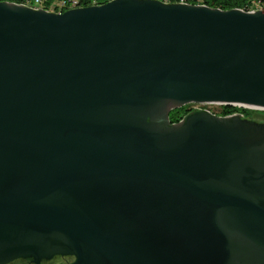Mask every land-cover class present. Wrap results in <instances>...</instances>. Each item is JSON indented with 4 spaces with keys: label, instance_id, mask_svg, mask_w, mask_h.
<instances>
[{
    "label": "water",
    "instance_id": "water-1",
    "mask_svg": "<svg viewBox=\"0 0 264 264\" xmlns=\"http://www.w3.org/2000/svg\"><path fill=\"white\" fill-rule=\"evenodd\" d=\"M264 10L0 1V264H264Z\"/></svg>",
    "mask_w": 264,
    "mask_h": 264
},
{
    "label": "trees",
    "instance_id": "trees-1",
    "mask_svg": "<svg viewBox=\"0 0 264 264\" xmlns=\"http://www.w3.org/2000/svg\"><path fill=\"white\" fill-rule=\"evenodd\" d=\"M0 1H8V2H15V3H22V2H31L33 0H0ZM41 3L45 7H50L54 11L57 10H64L68 7L69 4L75 3L76 7H83V6H90L96 4H104L109 0H40ZM161 2L166 3H177V2H184L188 4H203L211 8H219L222 10L238 8L245 11H250L254 9H263L264 10V0H159ZM187 107L188 105H183L181 107L172 109L169 112V119L171 122H177L181 118H183L187 114ZM243 112V113H251L257 112L264 114V110L258 111H251L236 105H222L221 114H227L232 112Z\"/></svg>",
    "mask_w": 264,
    "mask_h": 264
},
{
    "label": "flooded vegetation",
    "instance_id": "flooded-vegetation-1",
    "mask_svg": "<svg viewBox=\"0 0 264 264\" xmlns=\"http://www.w3.org/2000/svg\"><path fill=\"white\" fill-rule=\"evenodd\" d=\"M196 110H205V111H208L210 113H213L215 115H219V116H227V115H233V114H240L242 115L243 118H248V119H252L254 121H258L259 123H262L264 121V117L261 116V114L257 113V112H251V113H241V112H232V113H227V114H221V110H220V113L217 114V113H214V112H211L209 110H206V109H203V108H196V107H192V106H188L187 107V114L192 112V111H196ZM186 114V115H187ZM73 257L71 256H54L52 257L51 259H48V260H41L39 264H66L70 261H72ZM7 264H34L32 262V260L30 258H19V259H15Z\"/></svg>",
    "mask_w": 264,
    "mask_h": 264
},
{
    "label": "rangeland",
    "instance_id": "rangeland-1",
    "mask_svg": "<svg viewBox=\"0 0 264 264\" xmlns=\"http://www.w3.org/2000/svg\"><path fill=\"white\" fill-rule=\"evenodd\" d=\"M188 106H192V107H196V108H203L206 110H209L211 112L220 113V110L222 109V104H218V103H189L187 104ZM251 111H258L259 109H253V108H249V107H244V106H239ZM261 114V113H259ZM263 115V116H262ZM261 116L264 117V114H262Z\"/></svg>",
    "mask_w": 264,
    "mask_h": 264
},
{
    "label": "built area",
    "instance_id": "built-area-1",
    "mask_svg": "<svg viewBox=\"0 0 264 264\" xmlns=\"http://www.w3.org/2000/svg\"><path fill=\"white\" fill-rule=\"evenodd\" d=\"M20 4H23V5H26V6H29V7H32V8H41V9H45L47 11H54L53 9H51L50 7H45L40 0H33L31 2H22ZM76 5L75 3H72V4H69L68 7L64 10H67V9H70V8H75ZM64 10H57L55 12H61V11H64ZM254 10H257V9H254ZM252 11V10H250Z\"/></svg>",
    "mask_w": 264,
    "mask_h": 264
}]
</instances>
